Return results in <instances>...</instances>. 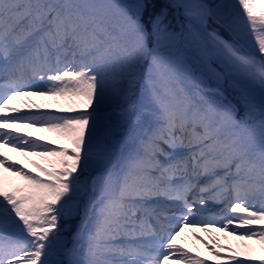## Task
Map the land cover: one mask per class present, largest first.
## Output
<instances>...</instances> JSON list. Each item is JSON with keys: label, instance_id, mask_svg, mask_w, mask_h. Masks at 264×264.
Instances as JSON below:
<instances>
[{"label": "snow or ice", "instance_id": "obj_1", "mask_svg": "<svg viewBox=\"0 0 264 264\" xmlns=\"http://www.w3.org/2000/svg\"><path fill=\"white\" fill-rule=\"evenodd\" d=\"M0 147L38 158L0 151V264H208L186 228L264 248V0H0Z\"/></svg>", "mask_w": 264, "mask_h": 264}, {"label": "rangeland", "instance_id": "obj_2", "mask_svg": "<svg viewBox=\"0 0 264 264\" xmlns=\"http://www.w3.org/2000/svg\"><path fill=\"white\" fill-rule=\"evenodd\" d=\"M32 100L35 104L46 107L50 111H56L57 109H67L69 107H75V105H72L70 101L64 98H60V97L54 98V97L33 96ZM37 137H39L42 141H45V142L51 141L54 145H57V146L64 145L65 147L71 148L70 143L58 137L55 133L43 131V134H37ZM33 158L38 159L36 157H33ZM34 170L37 171L35 168ZM6 183L11 184L12 181L7 180ZM221 208L222 206H215L216 211H219ZM197 237H201L202 240L203 238L209 239V238L214 237L216 241L218 242V244L225 245L233 249V251L230 252L227 250V247L220 248V247H217L215 244L218 252L221 253L222 257H228V256H233V255L237 256V254L238 255L242 254L243 255L242 258L244 259H245L246 254L256 257V259L251 261L250 264H261V261L259 258L264 257V248H262V246L257 242L256 239L242 241L238 239L237 237L228 235L226 232L214 231L210 234L208 232L203 231L201 228H186L184 233L181 236H178L176 238V242L187 243L194 252L199 253L200 251H202L203 256L207 258L210 263L213 264L215 260L210 259L209 256L213 258H216V257L214 255H209L208 250L201 249L205 247V244L204 242H202V240L197 239ZM65 241L70 244V238H67ZM220 262L224 264H235V261H229L226 259H222L220 260Z\"/></svg>", "mask_w": 264, "mask_h": 264}, {"label": "bare ground", "instance_id": "obj_3", "mask_svg": "<svg viewBox=\"0 0 264 264\" xmlns=\"http://www.w3.org/2000/svg\"><path fill=\"white\" fill-rule=\"evenodd\" d=\"M32 97H30V98L21 97L20 100L21 101H25V102H27V101L30 100L31 102H33ZM10 104L13 107L20 108L22 112H26V111H29V110H31V111H37V109L35 107H32L31 109L26 108L24 103H21V102H18V101H11ZM35 105H38V104H35ZM39 110H47V111H50L48 108L43 107V106H39ZM9 114H11V113H9ZM16 131L21 132V133H27V134H29L32 137H37V134H43V131H39L36 128L28 127L26 125L25 126H17L16 127ZM0 151H2L5 155H7L11 160L19 161V163L21 165H23L26 169H29V170H31L34 173L36 172L34 170L33 165L30 163V160H34L33 157H25V156H22L19 152L15 151V150H13L11 148H7V147H0ZM38 162H40V161H38ZM0 176L3 177V185H2L3 188L5 190H8V191L13 190L15 187H18V186H20L23 183L18 177H14L11 173L4 172L2 169H0ZM7 180H11L12 183L11 184H7L6 183ZM184 231L180 234V236L184 233ZM203 241H206L209 246L213 247L215 249V251H218L217 248H216V246H215V244L213 243V238H209V239L203 238ZM176 243L178 245H180L182 248L186 249L193 256L200 257L201 259H204L205 261H207L208 264H212V263L209 262V260L207 258H205L203 256L202 251H200L199 253L198 252H194L190 248V246L187 243H185V242H182V243L176 242ZM201 249L202 250H208L209 255H213L212 251L209 250V247H206L205 246V247H203ZM236 257L238 259H244V258H242L243 257L242 254L241 255H238L237 254ZM209 258L212 259V260H215V262L213 264H224V263H222L220 261H217L216 258H213V257H210V256H209ZM168 264H175V262L174 261H170V262H168Z\"/></svg>", "mask_w": 264, "mask_h": 264}, {"label": "trees", "instance_id": "obj_4", "mask_svg": "<svg viewBox=\"0 0 264 264\" xmlns=\"http://www.w3.org/2000/svg\"><path fill=\"white\" fill-rule=\"evenodd\" d=\"M121 2H124V0H121ZM62 223H63V222H62ZM76 223H77L76 221H73L71 227L68 228V229L65 231V233L63 234L65 240H66L67 238H70L69 233H70L71 231H74V230H75Z\"/></svg>", "mask_w": 264, "mask_h": 264}]
</instances>
